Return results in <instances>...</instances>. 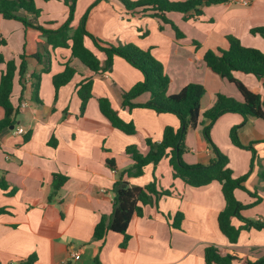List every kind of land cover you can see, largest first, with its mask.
<instances>
[{
	"label": "crops",
	"instance_id": "obj_1",
	"mask_svg": "<svg viewBox=\"0 0 264 264\" xmlns=\"http://www.w3.org/2000/svg\"><path fill=\"white\" fill-rule=\"evenodd\" d=\"M57 2L61 1L36 0L42 11L40 16L29 14L33 25L58 29L67 19L68 9L64 10L62 20L57 19ZM79 8L77 5L74 26L89 8L87 29L97 38L114 45L135 44L150 50L164 64L171 79L168 94H176L190 83L203 85L206 94L201 102L202 113L214 105L218 93L242 101L234 84L207 67V51L229 49L228 37L235 36L244 46L264 53V38L251 32L264 27V0H251L249 6L228 0L204 7L201 16L190 20L180 13H170L168 17L182 33L181 38L169 24L131 14L117 0H86L78 15ZM12 22L15 21L0 16V32L8 42L0 47V53L6 61L17 63L25 53L29 70L24 92L18 77L14 85L13 102L20 105L17 125L0 134V176L9 187L7 192L0 190V208L9 210L0 216V264H206L205 248L211 245L237 253L243 259L264 256V231H243L236 245H231L221 232L218 216L226 203L220 183L187 185L174 178L167 158L156 168L148 165L142 176L125 175V180L144 187L156 176L158 189H170L173 195L163 196L157 205L144 206L143 214L135 216L129 225L130 239L125 246L124 236L115 232L96 240V226L103 218L109 222L113 213L115 184L134 164L126 149L137 146L146 155V140L162 141L164 129L178 130L180 120L171 113L123 107V91L143 80L142 73L125 59L116 57L110 72L94 74L72 58L69 49H53L40 30H24L19 23ZM12 32L15 39L7 36ZM86 45L103 64L106 55L90 40ZM66 63L76 68L77 74L57 94L53 77L64 70ZM5 68V63L0 64V81ZM46 68L48 71L41 75L38 101L33 98L32 74ZM89 77L94 81L93 96L81 114L77 90ZM236 77L264 95L263 81L240 73ZM100 98H108L124 121L135 124L137 133L129 135L114 128L100 111ZM150 98V93H144L135 102L146 103ZM4 115L0 107V120ZM243 122L240 114L228 113L216 121L211 131L214 144L229 157L235 177L246 175L251 168V151L234 146L230 139L231 130ZM18 128L24 134H17ZM239 138L244 145L252 144L258 155L244 185L262 198L259 204L245 210L244 216L264 221V180L259 176L264 168V119L249 118L240 129ZM185 143L187 163H210L213 152L201 125L188 131ZM55 174L66 178L58 191L54 188ZM11 190L15 192L8 194ZM236 197L245 204L254 201L241 190ZM178 213L184 219L176 228L173 224ZM236 225L240 222L236 221ZM76 251H80L78 258L72 256Z\"/></svg>",
	"mask_w": 264,
	"mask_h": 264
},
{
	"label": "trees",
	"instance_id": "obj_2",
	"mask_svg": "<svg viewBox=\"0 0 264 264\" xmlns=\"http://www.w3.org/2000/svg\"><path fill=\"white\" fill-rule=\"evenodd\" d=\"M50 2L51 0H42ZM63 1L68 7L67 19L58 29H45L42 26L32 25L21 14L29 13L40 16L41 11L36 0H0V16L5 20H17L23 22L27 27L40 30L46 37L47 42L53 49L65 48L71 52V57L78 59L88 70L94 74L110 72L113 68L114 59L120 57L138 69L143 80L135 84L129 90L123 91V107L129 109L145 108L154 110L158 114L171 113L176 115L181 123L178 130L173 127H166L163 138L160 142H155L151 138L146 140L149 152L143 155L137 146H130L126 149L134 161L132 167L122 173L119 181L115 184L114 210L109 222L105 218L96 226L94 238L103 240L109 232H115L124 236L123 246L130 239L128 228L135 216L143 214V208L147 205H157L163 196H172L170 189H158L156 176L154 181L147 186H134L125 180L128 177L142 176L148 165L156 168L160 162L167 158L173 171L175 179H181L185 184L193 187H204L213 182L220 183L225 199V208L218 216V225L221 232L228 238L231 245H236L243 231H264V221L250 219L244 216V211L250 209L262 201V198L254 192H250L244 183L253 171L258 155L252 144L244 145L239 138V131L246 124L249 118L264 119V95L254 89H250L246 84L236 77V74L251 75L263 81L264 88V53L259 49L246 47L241 40L235 36H229L230 47L227 50H209L204 55V62L214 73L220 75L228 82L235 85L242 96V101H238L227 95L218 93L214 105L206 112H201V102L206 94V89L201 84L190 83L176 94H168L170 77L166 73L164 64L157 60L150 50H144L135 44L114 45L105 42L87 29L88 13L85 14L79 23L74 26L78 0H58ZM124 2L126 10L131 14H140L157 18L164 24H169L181 38L182 33L176 24L168 17L170 13H180L185 20L199 17L203 14V8L225 3L228 0H121ZM253 34H259L264 38V27L252 29ZM90 40L94 47L106 55V60L102 64L97 54L91 50L86 41ZM7 40L0 32V47L7 45ZM197 46H200L197 44ZM40 60L39 56H36ZM6 64L0 81V107L4 109L5 115L0 120V134L7 128L17 125V116L20 112V105L13 102V93L16 77L19 78L22 86V93L25 89V80L28 75L27 55L24 53L20 57L19 63L15 60L6 61L4 55L0 53V64ZM47 68L40 73L32 74L33 98L39 101V89L41 75L47 72ZM77 74L76 68L65 64L64 70L54 75L53 84L58 94L62 87L72 82ZM94 81L92 77L84 79L78 86V96L81 100V114L85 112L87 103L93 96ZM144 93H150L151 98L146 103H136V99ZM20 99V104H21ZM101 113L109 120L114 128L126 134L137 133L133 122H126L116 111L108 98L99 99ZM237 113L244 118L242 125L235 126L230 132V139L234 146L247 149L252 153L250 171L242 176L235 177L230 167V159L213 142L211 131L216 121L225 114ZM198 125L203 127V134L213 152V158L209 164H189L184 160L187 152L186 136L188 131ZM113 167V162L110 161ZM259 176L264 180V168ZM66 178L55 174L54 188L60 190ZM9 189L5 179L0 176V190L7 192ZM238 190L246 192L254 201L245 204L236 197ZM11 190L8 194H13ZM9 213L8 208H0V216ZM184 217L182 213L175 216L174 226L179 228ZM236 221L240 225H236ZM204 259L206 264H264V256L255 260L241 258L237 253L224 252L221 248L211 245L205 248Z\"/></svg>",
	"mask_w": 264,
	"mask_h": 264
},
{
	"label": "rangeland",
	"instance_id": "obj_3",
	"mask_svg": "<svg viewBox=\"0 0 264 264\" xmlns=\"http://www.w3.org/2000/svg\"><path fill=\"white\" fill-rule=\"evenodd\" d=\"M101 0H97V2H100ZM104 1H110V0H104ZM117 2H118V4L120 5V2H121V4L125 7V5H124V2L123 1H121V0H117ZM54 3H56V2H54ZM58 3V5H60L59 6V8L56 10L55 9V11L57 12V14L58 15H56L55 17L57 18V19H60V20H62L63 19V16H65L64 15V13L63 12H65L64 10L65 9H68V7L64 4V2L62 1V2H57ZM85 3H86V0H78L77 1V5H78V7L80 6V8H79V11H78V15L80 14V12L84 9V7H85ZM52 7V8H51ZM126 8V7H125ZM52 9H53V6H50V11L51 12H53L52 11ZM49 11V12H50ZM50 12V13H51ZM87 12H90V9L88 8V9H86V13L85 14H87ZM24 17L26 18V20H28L32 25H33V21L31 20V17L29 16V13H26L25 15H24ZM12 21H15V22H17V23H19L23 28H24V30H27V29H29V28H32V27H27L23 22H20V21H17V20H12ZM15 22H12V23H14L15 25H19V24H16ZM8 35V37H10V38H12V39H15V37H13L11 34H13V32L12 33H7ZM10 34V35H9ZM12 36V37H11ZM46 38V37H45ZM45 53H42V55L43 56H45L44 55Z\"/></svg>",
	"mask_w": 264,
	"mask_h": 264
},
{
	"label": "built area",
	"instance_id": "obj_4",
	"mask_svg": "<svg viewBox=\"0 0 264 264\" xmlns=\"http://www.w3.org/2000/svg\"><path fill=\"white\" fill-rule=\"evenodd\" d=\"M234 1H236L237 3H239L243 6H249L251 4V0H234ZM16 133L19 135H22V134H24V130L21 128H18L16 130ZM72 256L74 258H78L80 256V251H76V252L72 253Z\"/></svg>",
	"mask_w": 264,
	"mask_h": 264
},
{
	"label": "water",
	"instance_id": "obj_5",
	"mask_svg": "<svg viewBox=\"0 0 264 264\" xmlns=\"http://www.w3.org/2000/svg\"><path fill=\"white\" fill-rule=\"evenodd\" d=\"M11 128H14V126H12Z\"/></svg>",
	"mask_w": 264,
	"mask_h": 264
}]
</instances>
